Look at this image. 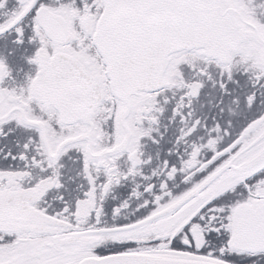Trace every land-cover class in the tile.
<instances>
[{
	"label": "snow or ice",
	"instance_id": "obj_1",
	"mask_svg": "<svg viewBox=\"0 0 264 264\" xmlns=\"http://www.w3.org/2000/svg\"><path fill=\"white\" fill-rule=\"evenodd\" d=\"M0 264H264V0H0Z\"/></svg>",
	"mask_w": 264,
	"mask_h": 264
}]
</instances>
